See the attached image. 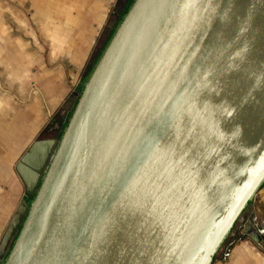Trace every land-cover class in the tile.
Wrapping results in <instances>:
<instances>
[{
	"label": "water",
	"instance_id": "water-1",
	"mask_svg": "<svg viewBox=\"0 0 264 264\" xmlns=\"http://www.w3.org/2000/svg\"><path fill=\"white\" fill-rule=\"evenodd\" d=\"M76 96L0 264H212L264 184V0H135Z\"/></svg>",
	"mask_w": 264,
	"mask_h": 264
},
{
	"label": "crops",
	"instance_id": "crops-1",
	"mask_svg": "<svg viewBox=\"0 0 264 264\" xmlns=\"http://www.w3.org/2000/svg\"><path fill=\"white\" fill-rule=\"evenodd\" d=\"M58 11L49 9L43 19L56 40H63L59 52L51 37L47 51L41 49L33 35L28 33L25 37L23 8L0 9V188H12L16 200L18 194L23 195L17 200L10 225L3 236L0 234V248L6 233L12 238L17 232L12 222L24 217L21 203L27 186L17 166L39 144L33 151L37 161L23 164L27 182L33 183L37 162L53 149L61 126L75 105L72 87L79 84L78 76L89 60V25L95 21L88 18V12L83 18L80 10ZM56 14L62 16L60 24L54 22ZM75 28L76 32L72 30ZM72 75L75 80L71 83ZM213 264H264V187L237 221Z\"/></svg>",
	"mask_w": 264,
	"mask_h": 264
},
{
	"label": "rangeland",
	"instance_id": "rangeland-1",
	"mask_svg": "<svg viewBox=\"0 0 264 264\" xmlns=\"http://www.w3.org/2000/svg\"><path fill=\"white\" fill-rule=\"evenodd\" d=\"M124 3L125 0H0V9L23 8L25 14V24H24L25 37L26 35H28V33L33 35L34 38L38 39L41 49L44 48L45 51L48 50L49 47L48 45L50 43L49 37H51L54 43H57V45L59 46L57 47L58 52L61 49V43L63 42V40L61 39V42L60 40H56L57 38H55L54 33H52L51 30L46 29L48 28L46 27V25L47 24L49 25V23L48 22L46 23V21L43 19L46 13L49 11V9H52L54 11H58L59 9L61 10L73 9L78 13L80 10L81 11L80 15L84 18V15L86 14V12H88L89 13L88 18L90 17L91 18L90 20L95 21L96 25L94 22L93 23L90 22L89 25L90 32H88V34L90 35V41L92 43H90L87 46V55H89V60L85 68L78 76V80L80 84L82 78L86 75L90 66L94 62L96 56L104 46L105 41L116 22L117 15L121 11V8ZM93 9L94 11L96 10L97 12L95 13ZM54 18H55L54 22L56 21L57 24L58 22L59 24L60 22H62V19H60L62 18V16L60 17L58 14H56ZM28 21L31 22L33 28L31 27V25L28 24ZM53 24L55 23H52L51 25ZM72 30L73 31L75 30L74 32H76L77 28ZM50 31H51V35H50ZM64 31L66 30L63 29L61 30V32ZM70 34L71 32L68 33L69 36ZM65 51L67 50L65 49ZM74 73L79 74L78 71H74ZM69 79L70 82L72 83L75 80V76L72 75ZM78 85L72 87L73 88L72 93L75 98L73 105L74 103H76V95L74 93H76V89ZM14 192L15 191H13L12 188H8V187L0 188V227H1L0 234L2 236L5 233L7 227L10 225V221L12 219L14 211L18 207L17 200L19 201V199L21 200L23 198V195L18 194V197H16L18 199L16 200ZM16 233L17 232L13 234L9 246L6 249V253L8 252L10 245L14 241V237Z\"/></svg>",
	"mask_w": 264,
	"mask_h": 264
},
{
	"label": "trees",
	"instance_id": "trees-1",
	"mask_svg": "<svg viewBox=\"0 0 264 264\" xmlns=\"http://www.w3.org/2000/svg\"><path fill=\"white\" fill-rule=\"evenodd\" d=\"M134 2H135V0H126L125 5L123 6V8L121 9V11L119 12L118 17H117V20H116V22H115L113 28L111 29V31H110V33H109V35H108V37H107V39H106V41H105L104 46L102 47V49H101L100 52L98 53V55H97V57L95 58L94 62H93L92 65L90 66L89 70L87 71L86 75L82 78L81 83L78 85V87H77V89H76V93H77L78 95H80V94L82 93V91H83V89H84V86H85L86 82L88 81V79H89V77L91 76L93 70L95 69V67H96V65H97V63H98V61L100 60L102 54L104 53L106 47L108 46L109 42H110L111 39L113 38L115 32L117 31L118 27H119L120 24L122 23L123 19L125 18V16H126L127 13L129 12V10H130V8L132 7V5L134 4ZM76 93H75V95H76ZM76 102H77V96H76ZM75 104H76V103H75ZM74 107H75V105L73 106L71 112L69 113V115L67 116L65 122H64L63 125L61 126V130H60L59 135H58V140L61 139V137H62V135H63V133H64V131H65L67 125H68V122H69V120H70V118H71V115H72V113H73V111H74ZM263 187H264V184L261 186V188H263ZM32 201H33V198H32V199H27V203H28L29 205L32 203ZM17 234H18V232L16 233V235H15V237H14V241H15V239H16V237H17ZM14 241H13L12 244L10 245L9 250H8V252H7L5 258H7L8 254H9V252H10V249L12 248V245H13ZM215 258H216V255H215L214 258H213V262H212V264L215 262Z\"/></svg>",
	"mask_w": 264,
	"mask_h": 264
},
{
	"label": "flooded vegetation",
	"instance_id": "flooded-vegetation-1",
	"mask_svg": "<svg viewBox=\"0 0 264 264\" xmlns=\"http://www.w3.org/2000/svg\"><path fill=\"white\" fill-rule=\"evenodd\" d=\"M125 5V4H124ZM119 14V13H118ZM117 17H118V15H117ZM117 20V19H116Z\"/></svg>",
	"mask_w": 264,
	"mask_h": 264
}]
</instances>
